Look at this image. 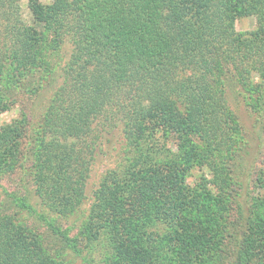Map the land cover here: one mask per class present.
<instances>
[{"label": "trees", "instance_id": "obj_1", "mask_svg": "<svg viewBox=\"0 0 264 264\" xmlns=\"http://www.w3.org/2000/svg\"><path fill=\"white\" fill-rule=\"evenodd\" d=\"M22 2L0 0V86L7 76L20 83L42 73L48 79L42 36L58 40L68 32L73 42L32 169L37 196L56 215L54 230L77 249L56 223L77 215L88 199L91 147L101 129H121L130 156L94 192L82 231L86 245L103 244L106 264H209L215 247L207 211L211 202L226 201L225 169L215 153L234 158L240 130L223 85L231 70L247 105L261 114L264 0H28L42 31L25 21ZM242 16H254L257 28L238 33ZM6 101L0 93V105ZM24 124L21 118L0 130V172L15 167ZM168 134L184 141L160 157L156 141ZM191 165L210 169L219 194L185 185ZM259 219L242 220L247 237L230 264L264 248ZM72 260L66 248L52 253L15 216L0 212V264Z\"/></svg>", "mask_w": 264, "mask_h": 264}, {"label": "rangeland", "instance_id": "obj_2", "mask_svg": "<svg viewBox=\"0 0 264 264\" xmlns=\"http://www.w3.org/2000/svg\"><path fill=\"white\" fill-rule=\"evenodd\" d=\"M41 1L47 5L53 0ZM22 15L31 26H36L39 31L44 29L43 24L34 19L28 0L22 2ZM257 25L254 16H242L236 21V30L240 34H247L255 30ZM40 49L44 54L42 60L47 59L44 66L48 71L45 74L48 79L43 77L42 73V76L23 79L26 82L20 83L19 80L15 81L7 76L8 80L0 86V93L5 94L7 100L3 106L0 105V130L15 120L22 118L26 121L18 151L13 159L16 160L15 167L10 172H0V212L15 216L21 224L43 240L45 247L51 248L52 253L58 254L62 248H66L73 256L74 264H106L103 261L104 245L91 250L82 234L83 225L93 206L94 192L104 177L110 171L118 170L127 164L130 156L129 146L121 129L109 128L106 131L100 127L102 128L100 140L92 143L91 147L93 158L90 160L86 186L88 199L77 215L69 219L60 218L56 223L62 230L69 231L68 237L71 240H77V249L72 247L73 243L66 240L63 242V238L53 227L55 225L52 217L56 215L48 211L49 208L36 194L32 169L36 150L43 137L42 121L49 103L64 82L73 42L68 32L58 40L54 34L50 37L45 35L42 36ZM224 69L227 70L225 66ZM225 77L223 88L226 89V99L240 125V130H236L235 134L238 144L234 148L236 150L234 158L224 157L221 150L215 153L221 155L218 157L221 161H218L225 169L223 176L225 186L222 193L226 201L222 205L211 202L207 211L210 216L207 232L215 247V252H211L207 258L209 264L233 263L234 257L240 255L244 239L247 237L241 228V223L244 222L242 220L244 218L247 221L254 220L253 223L256 225L260 222L259 217L264 218V108L260 115L253 113L252 105L250 107L247 105L233 72L226 71ZM9 103L11 105L4 108ZM183 141L178 134L161 135L156 141L158 150L163 152L159 156L176 153L177 145ZM213 179L206 165H191L185 170V185L207 186L212 188L214 194H219L220 189L217 186L213 187L215 186ZM239 264H264V248L251 256L246 254Z\"/></svg>", "mask_w": 264, "mask_h": 264}]
</instances>
